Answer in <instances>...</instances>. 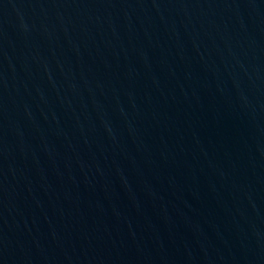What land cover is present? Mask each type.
<instances>
[{"label":"water","instance_id":"obj_1","mask_svg":"<svg viewBox=\"0 0 264 264\" xmlns=\"http://www.w3.org/2000/svg\"><path fill=\"white\" fill-rule=\"evenodd\" d=\"M0 264H264V0H0Z\"/></svg>","mask_w":264,"mask_h":264}]
</instances>
